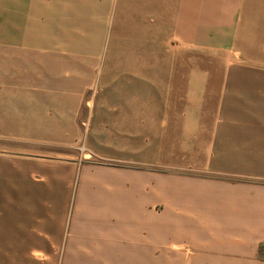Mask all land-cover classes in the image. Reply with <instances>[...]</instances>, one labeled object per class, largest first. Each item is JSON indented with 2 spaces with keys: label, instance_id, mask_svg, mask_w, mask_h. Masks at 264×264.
Wrapping results in <instances>:
<instances>
[{
  "label": "crops",
  "instance_id": "0c3cea01",
  "mask_svg": "<svg viewBox=\"0 0 264 264\" xmlns=\"http://www.w3.org/2000/svg\"><path fill=\"white\" fill-rule=\"evenodd\" d=\"M137 3L170 14L169 43L227 62L214 120L182 130L206 134L205 169L224 177L161 180L0 136V264H160L161 251L168 264H264V0ZM112 12V0H0V120H77L88 88L57 83L63 58L97 60ZM208 81L187 73L191 118Z\"/></svg>",
  "mask_w": 264,
  "mask_h": 264
},
{
  "label": "rangeland",
  "instance_id": "374dc122",
  "mask_svg": "<svg viewBox=\"0 0 264 264\" xmlns=\"http://www.w3.org/2000/svg\"><path fill=\"white\" fill-rule=\"evenodd\" d=\"M112 2L104 53L97 60L63 58V76L57 83L88 88L77 120H0V136L25 133L33 148L50 157L159 172L161 180L167 175L224 177L205 169L200 145H205L206 134L192 139L182 130L184 120H214L227 62L169 43V13L139 6L138 0ZM151 37L160 43H140ZM190 69L209 73L203 108L192 118L185 92ZM50 83L55 82L49 78ZM48 112L51 117L62 110ZM10 143L0 140L1 146ZM168 255L161 251L160 264H168ZM259 256L264 259V244Z\"/></svg>",
  "mask_w": 264,
  "mask_h": 264
}]
</instances>
